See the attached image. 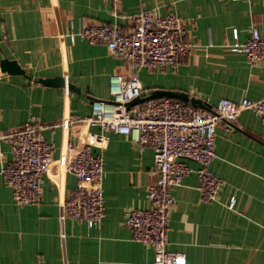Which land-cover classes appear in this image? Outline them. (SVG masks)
I'll use <instances>...</instances> for the list:
<instances>
[{
    "label": "crops",
    "instance_id": "0c3cea01",
    "mask_svg": "<svg viewBox=\"0 0 264 264\" xmlns=\"http://www.w3.org/2000/svg\"><path fill=\"white\" fill-rule=\"evenodd\" d=\"M175 13L185 21L193 52L176 68L135 70L103 44L78 34L90 24L133 29L140 11ZM253 25L264 34V0H0V61H16L25 72L0 75V129L18 130L34 115L55 145L53 159L68 143L86 145L100 127L83 121L92 101L111 100L113 74H137L142 97L154 90L186 93L211 107L228 98L264 97V60L250 65L228 50L232 29L240 40ZM63 77L79 91L48 86L40 79ZM70 119L63 127L60 123ZM104 150L105 216L97 227L65 217L64 203L77 186L72 173L56 164L45 177L42 201L16 205L0 174V264H142L155 258L152 246L134 241L125 223L135 208L149 207L148 187L157 181L154 151L141 149L130 135L109 133ZM93 152L99 149L90 147ZM211 168L223 180L219 200L204 201L198 177L187 175L174 189L167 249L184 252L189 264H264V133L250 110L216 128ZM0 144V168L11 161ZM192 167L197 163L188 161ZM235 198L233 208L230 201Z\"/></svg>",
    "mask_w": 264,
    "mask_h": 264
},
{
    "label": "built area",
    "instance_id": "2783aa9c",
    "mask_svg": "<svg viewBox=\"0 0 264 264\" xmlns=\"http://www.w3.org/2000/svg\"><path fill=\"white\" fill-rule=\"evenodd\" d=\"M134 27L126 32L113 24H90L78 35L91 44H103L116 57L127 61L135 70L150 72L176 69L196 47L189 38L184 19L175 13L160 15L144 10L132 17ZM228 50L242 54L250 65L264 60V34L253 25L249 37L240 40L234 27ZM1 75V71H0ZM111 100L92 101L91 115L81 121L98 126L101 132L91 133L86 145L68 143L66 149L53 159L55 145L45 135V126L31 115L18 130L0 129V144L11 148L12 159L0 168V174L11 188L16 205H36L42 201L46 175L56 164L62 171L77 178V186L64 203V215L97 227L105 216L103 194L104 150L109 133L130 135L141 149L154 151L157 181L148 187L149 207L131 209L125 223L134 241L154 247L153 261L142 264H189L184 252L169 251L168 232L172 211L177 205L174 189L185 176L195 173L197 189L204 201L219 200L224 180L212 168L216 158V128L221 122H235L243 111L250 110L261 121L264 133V97L240 102L221 99L210 109L200 108L179 99L161 97L128 107V102L142 96L140 78L113 74L110 77ZM70 119L60 123L67 127ZM91 146L99 149L93 152ZM188 161L197 163V167ZM235 198L229 207L233 208Z\"/></svg>",
    "mask_w": 264,
    "mask_h": 264
},
{
    "label": "water",
    "instance_id": "95a60500",
    "mask_svg": "<svg viewBox=\"0 0 264 264\" xmlns=\"http://www.w3.org/2000/svg\"><path fill=\"white\" fill-rule=\"evenodd\" d=\"M0 67L2 71L8 72L11 74H23L25 71L21 69V67L18 65L16 61H10L8 59H2L0 61ZM42 83L48 86H64L67 87L70 91H79V88L76 87L74 84L66 82V80L63 77H54V78H47V79H40ZM161 97H170L179 99L185 102H190L191 104L198 106L200 108H206L210 109V106L206 104L202 99L196 98V97H190L186 93H175L172 91H166V90H154L150 93V95L142 97H136L135 99L128 102V107H132L136 104L143 103L150 99H156Z\"/></svg>",
    "mask_w": 264,
    "mask_h": 264
}]
</instances>
